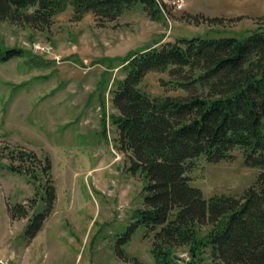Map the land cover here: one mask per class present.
Returning a JSON list of instances; mask_svg holds the SVG:
<instances>
[{"label": "rangeland", "instance_id": "374dc122", "mask_svg": "<svg viewBox=\"0 0 264 264\" xmlns=\"http://www.w3.org/2000/svg\"><path fill=\"white\" fill-rule=\"evenodd\" d=\"M160 6L156 20L139 2L104 24L91 12L76 20L71 4L45 29L21 19L0 20V48L28 52L0 62V264H155L153 233L138 228L127 241L124 235L134 210L144 206L145 178L130 171V157L117 148V129L110 120L117 113L111 91L124 77L122 60L150 42L241 37L264 29V0H185L181 9L177 0H169ZM164 80H171L167 72L150 71L141 87L153 96L191 93ZM10 149L36 154L37 177L7 167L13 160ZM46 155L57 198L42 229L28 241L25 227L41 207L40 184L48 179L42 172ZM260 171L247 165L237 148L219 162L195 159L187 175L207 198L241 197ZM15 203L24 204L29 215L13 219L8 205ZM117 246L126 257L117 254ZM175 251L190 259L188 247ZM199 264L225 263L206 250Z\"/></svg>", "mask_w": 264, "mask_h": 264}, {"label": "trees", "instance_id": "16d2710c", "mask_svg": "<svg viewBox=\"0 0 264 264\" xmlns=\"http://www.w3.org/2000/svg\"><path fill=\"white\" fill-rule=\"evenodd\" d=\"M138 2L152 19L160 17L158 0H0V20L21 19L45 29L71 4L76 20L91 12L104 24ZM27 55L21 47L0 48V62ZM121 69L124 77L111 91L117 113L110 120L117 129V148L130 157V171L142 172L145 178L144 206L134 210L125 241L138 228L153 233L155 264H199L206 250L225 264H264V29L241 37L162 42L130 51ZM150 71L167 72L171 80L164 85L191 93L149 94L141 83ZM237 148L247 165L260 168L256 183L241 197H205L187 175L193 161L203 156L219 162ZM9 155L11 171L37 177L34 152L10 149ZM51 170L46 155L42 172L48 179L40 184L41 207L25 227L28 241L54 209L57 190ZM8 211L13 219L29 215L21 203L8 205ZM181 246L188 247L189 260L176 253ZM116 250L126 257L119 246Z\"/></svg>", "mask_w": 264, "mask_h": 264}, {"label": "built area", "instance_id": "2783aa9c", "mask_svg": "<svg viewBox=\"0 0 264 264\" xmlns=\"http://www.w3.org/2000/svg\"><path fill=\"white\" fill-rule=\"evenodd\" d=\"M168 2L169 0H158V2L160 4H162V2ZM185 3V0H177V7L179 9H181L183 7ZM35 48L38 50V51H42V52H49L50 51V48L49 47H41L40 45H35Z\"/></svg>", "mask_w": 264, "mask_h": 264}, {"label": "water", "instance_id": "95a60500", "mask_svg": "<svg viewBox=\"0 0 264 264\" xmlns=\"http://www.w3.org/2000/svg\"><path fill=\"white\" fill-rule=\"evenodd\" d=\"M148 46L149 47H152L153 46V42H150Z\"/></svg>", "mask_w": 264, "mask_h": 264}]
</instances>
